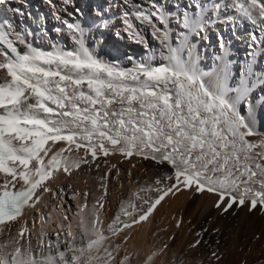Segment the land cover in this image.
Returning <instances> with one entry per match:
<instances>
[{"label": "snow or ice", "instance_id": "6c2138e0", "mask_svg": "<svg viewBox=\"0 0 264 264\" xmlns=\"http://www.w3.org/2000/svg\"><path fill=\"white\" fill-rule=\"evenodd\" d=\"M42 4L34 15L28 0H0L16 18H0V264H192L172 251L175 236L143 254L127 243L185 192L220 215L264 216V0H93L87 12L80 0ZM121 38L147 55L127 57L130 66L100 55ZM110 156L163 171L105 220L120 174ZM102 163L100 195L89 207L90 193L73 191L85 201L73 212L58 181ZM237 264H264V246Z\"/></svg>", "mask_w": 264, "mask_h": 264}, {"label": "bare ground", "instance_id": "6f19581e", "mask_svg": "<svg viewBox=\"0 0 264 264\" xmlns=\"http://www.w3.org/2000/svg\"><path fill=\"white\" fill-rule=\"evenodd\" d=\"M93 0H80V6L87 12V3ZM30 11L35 15L37 12L45 10L42 0H28ZM7 17L15 22L13 14L6 9H0V18ZM35 23L33 21H29ZM49 28L52 23H49ZM56 42L63 44L64 41L56 37ZM46 41H37L38 46H46ZM70 46V45H69ZM240 48L241 53L243 46L235 45ZM211 50H209L210 52ZM100 55L105 59H118L124 66H130L127 57H135L141 59L147 55L142 46H139L125 38L118 41L107 40L105 46L101 49ZM109 164H118L120 174L116 177L113 170L108 183V200L105 204L107 212L104 213L105 220L110 219L117 208L118 201L127 199L133 194V191L146 181L154 180L163 169H158L149 162L141 159L133 158L130 161H123L120 156H110ZM107 171V166L103 163L99 169L94 166L89 169L84 167L77 170L70 177H62L57 186L63 187L67 192V205L72 211L76 210L78 204H83V199H71L73 191L90 193L88 197L89 207L100 195L99 177ZM137 197L140 195L136 193ZM47 207L45 212L53 211V203L49 200L45 201ZM59 204V201H56ZM88 209L86 208L85 211ZM59 211L63 213L64 209ZM71 215V212L69 213ZM183 218V226L176 227V221ZM31 214H29V222L31 223ZM191 222V223H189ZM208 228L209 231L204 235V243L195 250H189L187 245L196 239L194 232L199 230L201 226ZM39 227V222L37 223ZM218 229L219 231H215ZM51 231V229H50ZM264 216L259 213L249 214L247 210L230 212L227 215H220L211 208V200L207 197L193 196L187 192L175 197L168 198L162 202L161 206L154 211L149 218V222H142L140 225L133 227L131 239L128 240V246L131 250L140 252L148 251L151 247H159L161 243H173L169 239L175 236V247L172 251L179 253L181 249L187 253V258L191 259L192 264H215L210 259L211 251H219L225 259L222 264H237L245 258L251 260L260 254L261 247L264 246ZM261 239L257 240L256 237ZM159 264H167V256L162 257Z\"/></svg>", "mask_w": 264, "mask_h": 264}]
</instances>
